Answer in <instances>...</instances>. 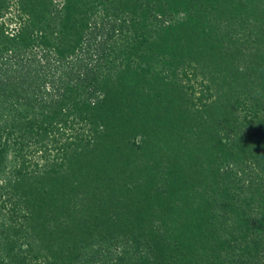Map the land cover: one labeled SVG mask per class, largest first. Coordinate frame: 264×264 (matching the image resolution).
Returning a JSON list of instances; mask_svg holds the SVG:
<instances>
[{
  "label": "trees",
  "instance_id": "obj_1",
  "mask_svg": "<svg viewBox=\"0 0 264 264\" xmlns=\"http://www.w3.org/2000/svg\"><path fill=\"white\" fill-rule=\"evenodd\" d=\"M0 264H264V0H0Z\"/></svg>",
  "mask_w": 264,
  "mask_h": 264
},
{
  "label": "rangeland",
  "instance_id": "obj_2",
  "mask_svg": "<svg viewBox=\"0 0 264 264\" xmlns=\"http://www.w3.org/2000/svg\"><path fill=\"white\" fill-rule=\"evenodd\" d=\"M12 10L14 11V8H12ZM9 13H6L5 16L3 18L9 17Z\"/></svg>",
  "mask_w": 264,
  "mask_h": 264
}]
</instances>
